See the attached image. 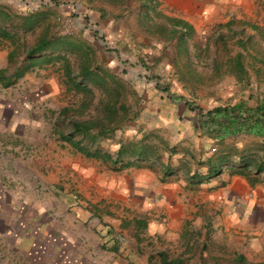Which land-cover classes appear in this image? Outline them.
Wrapping results in <instances>:
<instances>
[{"label":"crops","instance_id":"1","mask_svg":"<svg viewBox=\"0 0 264 264\" xmlns=\"http://www.w3.org/2000/svg\"><path fill=\"white\" fill-rule=\"evenodd\" d=\"M39 5L43 6L44 0ZM164 6L173 12L164 11L159 4L163 14L181 18L193 27L188 12L182 14L176 4ZM36 8L42 9L41 6L33 9ZM190 10L192 12V6ZM197 12L194 10L190 15ZM43 14V10L8 14L9 20L1 26L8 31L10 38H0V132L12 133L19 143L27 140L28 148L32 150L23 161L21 155L11 158L7 152L3 163L0 162V165L10 163L8 168L1 165L5 169L0 170V242L6 234L10 236L11 227L16 224L13 216L17 205L24 202L25 206L44 209L46 213L52 205L64 210L77 207L83 213L82 219L78 217L79 222L87 220L95 231H98L97 225L106 226L104 237L117 244L116 251L120 244L116 233L124 232L130 244L127 248L129 255L126 261L115 264H163L161 255L166 261L175 258L184 264H231L236 253L248 262H264V136L238 133L219 139L208 127L200 124L198 114H193V110L184 104L183 107L179 105L169 92L168 100L162 93L154 95L158 101L152 104L159 102L153 107L152 116L158 119V123H152L153 127L171 131L166 141L159 137L160 143L157 142L156 146L158 159L138 161V166L114 171L99 159L74 150L59 140L58 135L55 141L61 143L63 149L67 147L66 151L73 153L78 163L72 173H68L73 176L71 188L33 182L39 177L33 162H38V155L44 154L43 143L47 139H44V133L53 129L50 118L46 116L44 120V98L55 97L62 90L58 89V74L49 72L47 67L53 61L44 63V51L27 56L44 32V26L39 25H44ZM81 15L87 23L93 16L94 26L87 23L83 26L91 29L89 32L93 35L101 36L94 28L100 27V23L107 19L105 14L87 9ZM34 17H39L40 21L29 27L22 26L25 19ZM238 23L240 25L234 27L242 29V21ZM101 27L98 29L105 33V24ZM38 28L32 41H23L26 34ZM248 37L250 39V35ZM67 53L58 51L54 62L60 63L63 75L65 65L72 73L65 56ZM15 72L21 74L14 77ZM26 146L27 143L16 144L12 151L17 155L25 152ZM63 149L57 147L56 154L65 152ZM81 158L88 162L86 166L79 164ZM15 162L25 163L28 170L11 169ZM97 163L106 167L101 172L103 186L100 184L102 175L92 168ZM53 168L57 178L63 175L64 171L58 173V168ZM49 176L53 174L44 178ZM16 178L33 180L20 181L21 185L20 182H1ZM44 188L52 196L41 201L43 197L38 199L35 194L37 191L44 193ZM114 194H117L115 199ZM118 198L124 212L111 210L113 201ZM8 241L17 247L16 238L11 236Z\"/></svg>","mask_w":264,"mask_h":264},{"label":"rangeland","instance_id":"2","mask_svg":"<svg viewBox=\"0 0 264 264\" xmlns=\"http://www.w3.org/2000/svg\"><path fill=\"white\" fill-rule=\"evenodd\" d=\"M40 1L43 0H0V12L20 15L23 11L43 10L44 25H39L44 26L54 37H64L70 43L80 44L88 52L92 71L100 69L106 73L104 80L107 90L92 82L72 85L74 81H68L61 73L60 63H54L56 58L47 66L49 72L58 74V89L62 90L55 97L44 98V120L48 116L53 129L44 133V139L47 138L43 143L44 154H39L38 162H33L39 175L33 182L39 185L54 184L71 188L73 176H68V173H72L78 163L73 153L67 152V147L63 149L61 143L55 140L63 129L66 131L69 128L70 120L100 118L103 105L115 106L117 109L115 121L110 124L115 129L98 140L97 144L101 150L113 155L120 142L157 146L160 143L159 137L165 138V141L168 139L171 133L168 128L153 127L152 124L158 123V119L152 116L153 107L159 103L152 105L158 101L154 97L158 93H162L164 99L168 98V92L171 93L179 105L183 107L184 104L186 108L193 110V114L198 115L214 106L239 100L251 106L257 98L264 96V69L253 58L254 55H264V0H159L164 11L173 12L164 4H176L183 11L182 14L187 15L188 12L187 16L192 20L194 29L187 41L188 58L175 53L174 40L167 41L152 36L146 28L144 30L136 23L134 1H129L128 11L119 16L121 8L96 0L93 5L102 7L105 10L104 16L107 17L98 27L102 29L101 26L105 24V33L94 28L101 35L98 37L89 32L91 29L83 26L87 23L81 15L87 10L83 0H44L43 6L39 5ZM35 6H41L42 9H33ZM194 10L198 14L190 15ZM92 17L89 18L91 22L87 23L88 26H94ZM238 21H242V29L234 27L240 25ZM228 22L231 24L225 26ZM39 29L26 34L23 41H32ZM119 35L121 37H117ZM219 35L225 39L217 41ZM75 53L68 52L65 55L72 73L77 71L80 63ZM237 54H240L243 66V73L239 76L232 66ZM100 70L98 74H101ZM73 79L75 82L79 81V77ZM83 86L88 90L82 89ZM164 87L167 89L164 90ZM114 91L120 93L116 100L113 98ZM120 105L124 107L123 110L119 109ZM165 141L161 140L163 143ZM24 143H27L26 151L15 155L12 148ZM28 145L27 140L19 143L12 133L0 132V162L3 163L7 152L11 154V158L21 155L23 161L31 154L32 149ZM57 147L65 152L56 154ZM8 163L9 161L6 165H1L7 167ZM79 164L86 166L88 162L81 158ZM1 165L0 170L5 169ZM104 165H92L98 175H102V186L104 175L101 172L106 168ZM53 167L58 168V173L64 171L63 175L60 174L57 178ZM11 169L24 171L27 165L15 162ZM47 174L53 176L44 178ZM3 180L1 182L14 184L33 179ZM21 184L22 182L19 183ZM47 191L46 188L44 193L37 191L35 197L40 199L42 196L41 201H45L47 197L51 199L52 195ZM20 196L23 197L24 194ZM116 197L117 194H114L113 199ZM17 206L13 216L16 224L11 227L10 236L6 234L0 242V264H115L126 261L129 255L127 248L130 244L124 232L116 233L120 241L118 251L111 250V238L109 240L104 237L106 226L97 225L98 231H95L87 220L79 222L78 217L83 213L77 207L64 210L52 205V209L46 213L44 209L36 210L25 206L24 202ZM111 207L114 212H124L120 198L114 200ZM11 236L17 239V247L8 241Z\"/></svg>","mask_w":264,"mask_h":264},{"label":"trees","instance_id":"3","mask_svg":"<svg viewBox=\"0 0 264 264\" xmlns=\"http://www.w3.org/2000/svg\"><path fill=\"white\" fill-rule=\"evenodd\" d=\"M96 0H83L87 9L95 10L104 14L105 10L101 7L94 6ZM105 5H113L122 9V13L128 11V2L134 1L136 5V23L145 30L148 34L162 38L167 41H175L176 54L184 57L188 56L187 41L191 38L194 29L185 20L163 14L158 8V0H98ZM122 6V7H120ZM39 17L34 19L24 20L22 26H32ZM0 38L8 39L10 35L8 31L1 28L3 24L9 20L8 13L0 12ZM231 22L225 24L229 26ZM225 37L217 36V41H223ZM76 52L77 58L80 59L76 73H70L65 65L64 76L72 85L79 86L80 83H93L97 87L107 90L104 76L106 73L103 70L95 69L92 71L90 59L87 51H84L77 43H70L64 37H54L44 29V32L36 39L33 46L29 49L27 56L38 54L44 51V63L54 61L58 56V51ZM188 58V57H187ZM264 69V55H254L253 57ZM233 70L239 76L243 73V66L240 62V54H237L232 62ZM186 69V68H185ZM98 70V71H97ZM101 71V74L97 72ZM191 70V69H190ZM21 72H15L14 77L20 75ZM175 75V74H173ZM79 77V81L75 82L73 78ZM6 84V83H5ZM88 90L86 87H82ZM164 90L167 88L164 87ZM120 96V93L114 91V100ZM115 102V101H114ZM103 114L100 118L94 120H70L69 128L65 133H60L59 138L70 145L74 150L80 152L86 157L99 159L104 164L111 166L112 170L118 171L129 166H138V161H146L147 159H158L159 152L156 146L147 144H135L132 142H120L115 152L112 154L103 151L98 147V140L114 131V126H110L115 121L117 109L115 106L103 105ZM119 109H124L120 105ZM199 113V112H198ZM200 124L208 127L215 137L219 139L234 136L238 133H246L255 136H264V96L257 98L251 106L246 105L244 101H236L226 105L214 106L203 114L198 115ZM91 213H93L91 211ZM94 214V213H93ZM139 223V222H138ZM105 226V225H104ZM107 230V229H106ZM111 248L117 250V244L112 242ZM163 264H184L179 259H170L166 261L161 255ZM231 264H264V262H248L241 254L236 253Z\"/></svg>","mask_w":264,"mask_h":264}]
</instances>
